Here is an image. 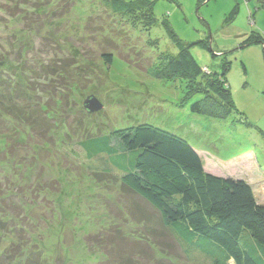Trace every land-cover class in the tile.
<instances>
[{
	"label": "rangeland",
	"instance_id": "1",
	"mask_svg": "<svg viewBox=\"0 0 264 264\" xmlns=\"http://www.w3.org/2000/svg\"><path fill=\"white\" fill-rule=\"evenodd\" d=\"M149 1L156 23L113 27L108 66L102 34H87L84 25L88 15H109V0H0V90L22 105L16 95L24 88L55 126L46 143L20 118L1 119L0 264H211L164 233L160 211L122 183L110 156L86 154L81 141L93 134L143 123L172 132L200 153L207 171L246 180L264 203V40L247 41L264 38V7L258 0ZM181 43L191 45L207 77L229 63L237 113H195L191 104L201 96L184 100L187 80L153 75L150 65L161 53L178 54ZM46 66L53 76L42 74ZM91 95L103 107L88 113ZM131 253L138 262L127 259Z\"/></svg>",
	"mask_w": 264,
	"mask_h": 264
},
{
	"label": "trees",
	"instance_id": "2",
	"mask_svg": "<svg viewBox=\"0 0 264 264\" xmlns=\"http://www.w3.org/2000/svg\"><path fill=\"white\" fill-rule=\"evenodd\" d=\"M258 2L264 7V0ZM109 4L112 12L88 15L84 29L87 34H102L101 59L111 66L116 46L111 34L113 27L117 31L128 25L136 31L149 30L157 18L149 0H109ZM63 6L64 3H57V9ZM119 25L124 27L119 29ZM166 27L178 41L168 23ZM260 40H264L260 34L247 39ZM190 46L181 43L176 55L161 53L157 63L150 65L153 75L160 79L187 80L184 100L201 96L191 104L195 113L220 119L237 113L226 76L229 63L222 73L214 72L207 77ZM71 66L79 65L75 62ZM41 72L45 77L54 73L49 66L42 67ZM191 82H203L204 87L192 86ZM24 90L19 87L16 95L18 99H26L22 105L6 101L5 91L0 90V122L4 113L18 121L20 118L32 134L50 143L53 121L44 105L27 97ZM81 146L90 158L99 154L110 156L116 172H123L122 183L160 211L166 226L164 233L174 236L187 253L198 250L209 257L211 264H264V203L257 200L246 180L207 171L202 156L185 138L143 123L109 134L89 135L81 141ZM4 202L0 195V207ZM127 259L138 262L132 253Z\"/></svg>",
	"mask_w": 264,
	"mask_h": 264
},
{
	"label": "water",
	"instance_id": "3",
	"mask_svg": "<svg viewBox=\"0 0 264 264\" xmlns=\"http://www.w3.org/2000/svg\"><path fill=\"white\" fill-rule=\"evenodd\" d=\"M85 109L89 112H95L103 107V103L95 96H89L84 102Z\"/></svg>",
	"mask_w": 264,
	"mask_h": 264
},
{
	"label": "crops",
	"instance_id": "4",
	"mask_svg": "<svg viewBox=\"0 0 264 264\" xmlns=\"http://www.w3.org/2000/svg\"><path fill=\"white\" fill-rule=\"evenodd\" d=\"M259 201V200H258ZM262 201V200H261ZM260 202V201H259Z\"/></svg>",
	"mask_w": 264,
	"mask_h": 264
}]
</instances>
